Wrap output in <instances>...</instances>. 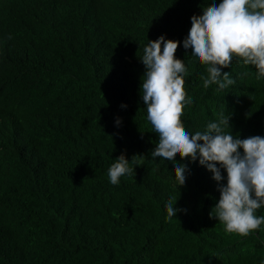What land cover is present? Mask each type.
I'll list each match as a JSON object with an SVG mask.
<instances>
[{
	"label": "trees",
	"instance_id": "1",
	"mask_svg": "<svg viewBox=\"0 0 264 264\" xmlns=\"http://www.w3.org/2000/svg\"><path fill=\"white\" fill-rule=\"evenodd\" d=\"M211 3L24 0L21 13L0 0V47L23 45L22 58L0 57V264H261L264 225L245 237L211 218L220 193L206 167L177 156L190 169L178 189L173 162L150 154L158 136L137 55L161 35L180 41L193 100L186 130L231 114L226 132L264 137L255 66L233 57L222 71L235 84L205 89L206 66L183 47L191 17ZM121 154L133 172L113 185L108 169ZM169 199L186 212L168 219Z\"/></svg>",
	"mask_w": 264,
	"mask_h": 264
},
{
	"label": "clouds",
	"instance_id": "2",
	"mask_svg": "<svg viewBox=\"0 0 264 264\" xmlns=\"http://www.w3.org/2000/svg\"><path fill=\"white\" fill-rule=\"evenodd\" d=\"M1 1L11 3L15 11L23 13L24 0ZM19 46L20 52L9 41L7 51L0 47V57L10 53L22 58L20 41ZM179 46L180 41L166 40L161 35L157 40H150L143 54L137 55L146 69L140 94L146 105L147 120L158 136L150 154L153 158L173 162L178 189L185 185L190 169L188 164L176 162L175 158L179 156L182 161L192 163L198 160L213 174L220 193L210 217L218 219L228 233L246 237L264 225V216L256 214L264 207V137L241 138L239 134L226 132L225 129L232 128L231 114H221L216 121L207 124L205 131L193 134L185 129L181 119L183 110L193 100L185 90L184 60L176 57ZM183 47L191 49V54L206 66V75L201 77L205 89L217 85L219 90H225L235 84L231 73L222 71L231 67L233 57L245 65L255 66L258 79L264 77V0H222L218 4L212 0L203 8L202 15L191 17V28ZM116 124L119 126L121 120L117 119ZM138 156L143 155L134 156L132 164H137ZM132 172L130 161L121 154L108 169V176L116 185L122 176ZM173 204L172 199L166 204L168 219L177 217V212H186Z\"/></svg>",
	"mask_w": 264,
	"mask_h": 264
}]
</instances>
